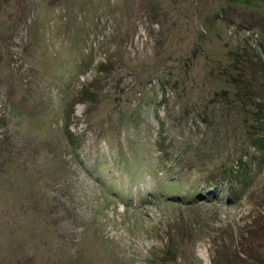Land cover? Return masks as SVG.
<instances>
[{
	"label": "rangeland",
	"instance_id": "374dc122",
	"mask_svg": "<svg viewBox=\"0 0 264 264\" xmlns=\"http://www.w3.org/2000/svg\"><path fill=\"white\" fill-rule=\"evenodd\" d=\"M263 36V0H0V264H264Z\"/></svg>",
	"mask_w": 264,
	"mask_h": 264
},
{
	"label": "trees",
	"instance_id": "16d2710c",
	"mask_svg": "<svg viewBox=\"0 0 264 264\" xmlns=\"http://www.w3.org/2000/svg\"><path fill=\"white\" fill-rule=\"evenodd\" d=\"M227 1L242 3L246 5H254L255 0H227ZM263 49H264V40H263ZM228 92L229 91H224V98L228 102H232V104H234ZM236 94H234L233 96H236V98L238 97L239 99H237V101H239L242 104H245V108L247 109V111H245L247 113V117L245 116V118L252 119V124L250 126L254 127V129L256 128L258 129L257 131L248 133L250 139H252L251 143L260 151H264V94L259 93V91H253L251 89L250 91L246 89L243 90L241 89L238 90ZM247 101H249L250 103L249 106ZM252 127H250V129ZM242 156L243 154L237 156L236 159H234L235 162L234 160H231L230 162H226L225 167H223V171L220 172V175H218L219 179L216 180L215 177L213 181H211V185L217 187L219 180L224 177H230L232 179L236 175V170H234V167L237 166L238 163L239 164L243 163L244 159ZM197 190L200 191L202 189L198 187Z\"/></svg>",
	"mask_w": 264,
	"mask_h": 264
},
{
	"label": "bare ground",
	"instance_id": "6f19581e",
	"mask_svg": "<svg viewBox=\"0 0 264 264\" xmlns=\"http://www.w3.org/2000/svg\"><path fill=\"white\" fill-rule=\"evenodd\" d=\"M226 188V187H225ZM227 189V188H226Z\"/></svg>",
	"mask_w": 264,
	"mask_h": 264
}]
</instances>
